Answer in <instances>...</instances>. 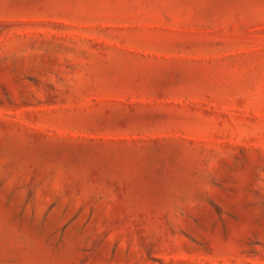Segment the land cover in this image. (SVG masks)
Listing matches in <instances>:
<instances>
[{
    "label": "rangeland",
    "instance_id": "rangeland-1",
    "mask_svg": "<svg viewBox=\"0 0 264 264\" xmlns=\"http://www.w3.org/2000/svg\"><path fill=\"white\" fill-rule=\"evenodd\" d=\"M0 264H264V0H0Z\"/></svg>",
    "mask_w": 264,
    "mask_h": 264
}]
</instances>
